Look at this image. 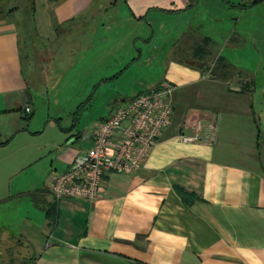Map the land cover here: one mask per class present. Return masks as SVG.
<instances>
[{
    "label": "crops",
    "instance_id": "obj_1",
    "mask_svg": "<svg viewBox=\"0 0 264 264\" xmlns=\"http://www.w3.org/2000/svg\"><path fill=\"white\" fill-rule=\"evenodd\" d=\"M29 1L24 13L0 6V124L27 129L38 91L51 84L50 64L56 71L71 50L96 62L128 60L106 81L169 32L166 41L187 59L172 57L162 76L141 83L144 91L120 100L175 86L171 121L137 172H106L96 200H57L55 175L94 139L79 131L56 148L41 181L0 198V264H264V89L257 109L256 74L224 55L248 34L263 60L264 20L258 35L252 21L249 33L238 26L264 0ZM199 125L203 140L179 138Z\"/></svg>",
    "mask_w": 264,
    "mask_h": 264
},
{
    "label": "rangeland",
    "instance_id": "obj_2",
    "mask_svg": "<svg viewBox=\"0 0 264 264\" xmlns=\"http://www.w3.org/2000/svg\"><path fill=\"white\" fill-rule=\"evenodd\" d=\"M0 6L2 9L19 7V10H23L24 13L30 10V1L3 0ZM27 17L31 23V17ZM262 20H264V5L259 7L257 15L245 13L238 28L249 33L254 25L253 32L258 35L261 31ZM148 33L149 31L146 30L144 35ZM170 33L166 34L167 41L173 39ZM166 40H154L147 44L143 48L144 54L141 62L130 64L128 70L126 69L115 80L106 81L105 77L116 75L117 71L128 65V60L122 62L123 58L120 55H111L106 60L96 62L90 53L80 54L77 50H71L65 54V58L56 63L59 69L54 71V66L50 64L51 84L56 78L58 86L53 88L50 84L44 87V90L38 91L41 97L35 101L34 116L27 129H22L21 124L18 126L6 125L4 122L0 124L2 131L0 198H8L18 193L19 187H28L32 183L41 181L50 169L56 148L64 145L66 139L72 137V133L80 131V134L87 138L94 132L99 120L109 115L113 106L122 104L121 99L144 91L145 87L141 85L142 82L152 83L155 78L162 76L169 59L172 57L187 59L186 55L175 52L179 44L174 43L171 47L170 42ZM131 43L127 42L123 49L133 51ZM157 45L159 48L155 47ZM75 55L77 56L74 57ZM224 55L230 62L247 69L253 76L256 74L258 86L256 108L262 109L264 58L259 59L258 53L253 50L248 34L242 46L236 49L231 45L227 46ZM102 80L106 82L102 83ZM97 84L99 86L95 88ZM44 93L47 95H43ZM61 129H66V131ZM6 134L7 138H5ZM21 211L23 214L25 209Z\"/></svg>",
    "mask_w": 264,
    "mask_h": 264
},
{
    "label": "built area",
    "instance_id": "obj_3",
    "mask_svg": "<svg viewBox=\"0 0 264 264\" xmlns=\"http://www.w3.org/2000/svg\"><path fill=\"white\" fill-rule=\"evenodd\" d=\"M174 90L173 84L162 82L118 106L109 117L99 121L90 147L73 161L68 170L55 175L51 184L53 196L57 200H96L103 191L106 172H137L171 121ZM196 130L192 136L180 135L179 138L184 142L203 140L200 125Z\"/></svg>",
    "mask_w": 264,
    "mask_h": 264
},
{
    "label": "trees",
    "instance_id": "obj_4",
    "mask_svg": "<svg viewBox=\"0 0 264 264\" xmlns=\"http://www.w3.org/2000/svg\"><path fill=\"white\" fill-rule=\"evenodd\" d=\"M3 0H0V2H2ZM191 1H194V0H191ZM0 12H3V11H0Z\"/></svg>",
    "mask_w": 264,
    "mask_h": 264
}]
</instances>
